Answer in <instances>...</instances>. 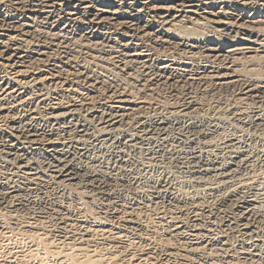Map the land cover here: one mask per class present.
<instances>
[{"label":"bare ground","instance_id":"obj_1","mask_svg":"<svg viewBox=\"0 0 264 264\" xmlns=\"http://www.w3.org/2000/svg\"><path fill=\"white\" fill-rule=\"evenodd\" d=\"M66 28L117 78L256 103L95 97L46 55L103 56ZM0 264H264V0H0Z\"/></svg>","mask_w":264,"mask_h":264},{"label":"rangeland","instance_id":"obj_2","mask_svg":"<svg viewBox=\"0 0 264 264\" xmlns=\"http://www.w3.org/2000/svg\"><path fill=\"white\" fill-rule=\"evenodd\" d=\"M66 30L68 31V32H66V33H69L68 34V36L69 37H75V38H77L78 36V39L80 38V39H82L83 41H85V42H87L88 43V41H89V43L91 42L92 44H93V42H99L100 43V49L102 50V55L103 56H101L99 59L96 57V55L94 56V54L93 53H91V52H88V51H86L85 52V50H73L72 51V49L71 50H63L62 48H59V47H57L58 49H61V50H55L54 48H51V49H46L47 50V53H46V50L45 49H43V50H45V53H46V55H50L51 56V59H54V60H52L50 63H54V64H57V69L58 70H60L61 71V73L63 72V74L65 73V74H67L68 73V75L70 76V78L71 79H73L74 81H76V82H78V83H80L82 86H84L85 85V82H83V80H86L85 78H84V76H89L88 77V79H90V80H92V81H90V83H92V84H94L93 83V81H95L96 80V77H98L99 78V80L98 81H103L102 82V84H99L100 86H98V84L95 86V84H94V86L95 87H97V89H96V92H95V94H94V96L95 97H100V98H102V99H106V100H110V96H111V92H110V90H109V84H111V83H113V84H115L116 82L118 83V81H119V85H125V87H129L128 89H129V93H131V91L133 92V93H131V94H133L132 96L129 94L127 97H134V99H138V98H141L142 96L144 97V96H146L145 97V99H147V97H148V99H151V100H148L147 99V101L149 102V101H151V102H153V103H156V102H159V104L161 103V104H163V103H166L167 101H169L170 102V100H171V102L169 103V104H173V106H175V107H178L179 106V104H181V106H182V104H185L186 103V97H188V96H191V98L195 101V104H198L199 105V107L200 106H202L203 108H202V111L201 112H204L203 114L201 113V115L202 116H213V115H218V113H215V111H217V105H232L233 104V106L234 105H238V104H240L241 106H244V105H253L254 103H256V101L255 100H252V98H245V97H239V95L237 94V92L236 91H232V90H224V89H219V88H217V87H211V88H209V89H203L202 87H200V86H198L197 84H194V83H190V82H188V83H177V84H175L176 86H177V88H176V86L175 85H173L171 82L170 83H162L161 81H160V83L158 84V83H156V81H153V80H151V82H147V83H145V85H149L148 87H150V86H153V88L151 87V88H147V87H143V86H138L137 85V83L139 84V82H137V81H135L134 82V80H133V78L132 77H129V75H130V73H133V72H130V67H132V66H129V69H127V71H128V73H127V71L124 73V72H122L121 73V75H123V76H121V77H116L115 75H112V74H114V71L116 70L117 71V66H116V63H114V61L113 60H111L110 59V62H109V57H111L113 54V56H116V54L113 52L114 50L113 49H115V51H116V48H117V50L118 49H120V45H118L117 43H115L114 44V42H105L104 40H101V39H96V40H93L92 38H90V37H87V36H84V34H82L81 33V30L80 29H78V31H73V32H71L72 30H70V29H67L66 28ZM65 30V31H66ZM79 30H80V32H79ZM64 31V32H65ZM70 31V32H69ZM77 34V36H76V34ZM83 38H82V37ZM86 37L88 38V39H86ZM91 39L93 40V41H91ZM107 43V44H106ZM103 44H105V46L103 45ZM111 44V45H110ZM114 46H113V45ZM118 45V46H117ZM173 47H172V46ZM101 46L102 47H104V49H102L101 48ZM158 46V45H157ZM156 45H155V47H157ZM171 46V47H170ZM112 47H114L113 49H112ZM170 47V48H169ZM56 48V47H55ZM126 48V47H125ZM158 48V47H157ZM174 48V49H173ZM176 49V50H175ZM178 49V50H177ZM50 50V51H49ZM51 50H53V51H51ZM107 50V51H106ZM128 49L126 48L124 51H123V53H125V51H127ZM158 50H160V51H162V54H165L166 56H169V54H170V58H172V60L173 61H175V62H182V61H184L185 59H187L188 57H192V61H193V64H195V65H197V67H199L200 66V64H202V63H204V58H202L200 55H199V57L198 58H196V56H198V55H191V51H187L188 49H181L180 48V46H178V45H174V44H170L168 47H161V46H159V48H158ZM164 50H166L165 52H164ZM170 50V51H169ZM174 50V51H173ZM181 52H180V51ZM65 51V52H64ZM73 53H72V52ZM84 51V52H83ZM110 51V52H109ZM169 53H168V52ZM177 51H178V53H177ZM184 51V52H183ZM70 52V53H69ZM108 52V53H107ZM170 52H172V53H170ZM189 52V53H188ZM49 53V54H48ZM59 53V54H58ZM64 53H65V55H64ZM67 53V54H66ZM86 53V54H85ZM89 53V54H88ZM174 53V54H173ZM70 54V55H69ZM73 54V55H72ZM84 54V55H83ZM91 54H93V55H91ZM105 54V55H104ZM111 54V55H110ZM168 54V55H167ZM178 54H180V55H178ZM186 54V55H185ZM56 57H55V56ZM57 55H59L58 57H57ZM61 55H63V56H61ZM87 55V56H86ZM172 55H174V58H173V56ZM177 57H176V56ZM182 55V56H181ZM44 56V55H43ZM42 56V60L44 59H46V58H44ZM67 56V57H66ZM71 56V57H70ZM73 56V57H72ZM84 57V58H81V57ZM106 56V57H105ZM112 56V57H113ZM53 57H55V58H53ZM61 57V58H60ZM69 57V58H68ZM76 57V58H75ZM78 57V58H77ZM92 57H94V58H92ZM102 57H105V59H102L101 60V58ZM67 58H68V60H67ZM87 58V61L85 60ZM108 58V59H107ZM179 58L181 59V61L179 60ZM185 58V59H184ZM202 58V59H201ZM64 59H66L65 61H64ZM70 59V60H69ZM73 59V60H72ZM85 61H84V60ZM95 59V60H94ZM62 60V61H61ZM75 60V61H74ZM83 60V61H82ZM90 60H91V62H90ZM92 60L93 61H96V62H94L93 64H91L92 63ZM98 60V61H97ZM105 60V61H104ZM107 60V61H106ZM177 60V61H176ZM197 60L199 61L200 60V63L199 62H197ZM71 61V62H70ZM89 61V62H88ZM38 62H40V65H43V64H45L43 61H38ZM83 62V63H82ZM88 62V63H87ZM100 62H101V64H100ZM109 62V63H108ZM114 63V65H112L113 63ZM191 62V61H190ZM73 63V64H72ZM78 65H77V64ZM84 63H86V64H84ZM95 63H96V65H95ZM100 65H99V64ZM108 63V64H107ZM111 63V64H110ZM199 63V64H198ZM58 64H59V66H58ZM80 64V65H79ZM89 64V65H88ZM105 64V66L107 67H103L102 68V65H104ZM63 67H62V66ZM81 65H83V66H81ZM90 66V67H88V66ZM95 65V66H94ZM76 66V67H75ZM96 66H98V68H95ZM101 68H100V67ZM111 66V67H110ZM136 67H137V65H135ZM59 67V68H58ZM61 67L63 68V69H61ZM74 67V68H73ZM86 67H88L87 69H86ZM136 67L134 68V69H136ZM67 68H68V70H67ZM79 68V69H78ZM85 68V69H84ZM110 68V69H109ZM65 69V70H64ZM77 69V70H76ZM103 69V70H102ZM114 71H113V70ZM67 70V71H66ZM71 70V71H70ZM79 70H80V72H79ZM104 70H106V72L104 71ZM66 71V72H65ZM82 71V72H81ZM83 71H84V73H85V75L84 76H82V77H80V75H78V73L79 74H81V73H83ZM87 71L89 72V73H87ZM109 71H113V72H109ZM115 71V72H116ZM73 72V73H72ZM78 72V73H77ZM93 72V73H92ZM76 73V74H75ZM92 73V74H91ZM111 73V74H110ZM117 73V72H116ZM94 74V75H93ZM96 75V76H95ZM128 75V76H127ZM73 76V77H72ZM94 76V77H93ZM112 76V77H111ZM124 76H126V77H124ZM76 77H78V78H76ZM111 77V78H110ZM116 79H115V78ZM124 77V78H123ZM74 78H76V79H74ZM84 78V79H83ZM113 78V80H111ZM122 78V80H120ZM135 78V77H134ZM80 79V80H79ZM95 79V80H94ZM103 79V80H102ZM105 79H107L106 81H105ZM119 79V80H118ZM124 79V80H123ZM128 79H130V80H128ZM144 79H145V77H143V82H144ZM117 80V81H116ZM126 80V81H125ZM80 81V82H79ZM82 81V82H81ZM96 82V81H95ZM111 82V83H110ZM127 82H129V83H127ZM131 82H132V84H131ZM123 83V84H122ZM127 83V84H126ZM133 83H135V84H133ZM108 84V85H107ZM131 84V85H130ZM155 84H157V85H155ZM162 86H161V85ZM170 84V85H169ZM186 84V85H185ZM192 84V85H191ZM194 84V85H193ZM129 85V86H128ZM133 85V86H132ZM181 85V86H180ZM104 88H103V87ZM132 86V87H131ZM157 86H159V87H157ZM172 88H171V87ZM180 86V87H179ZM123 87V86H122ZM141 87V88H140ZM165 87V88H164ZM167 87V88H166ZM169 87L171 88V89H169ZM185 87V88H184ZM138 88H140V89H138ZM145 88V89H144ZM155 88H157V91L155 90ZM164 88V89H163ZM136 89V90H135ZM138 89V90H137ZM142 89V90H141ZM151 89V90H150ZM160 89V90H159ZM163 89V90H162ZM167 89V90H166ZM169 89V90H168ZM177 89V90H176ZM107 90V91H106ZM155 91H156V94H155ZM179 91V92H178ZM139 92V95L137 94ZM146 92V93H145ZM154 92V93H153ZM174 92V93H173ZM184 92V93H183ZM188 92V93H187ZM148 93V94H147ZM151 93H152V95H151ZM157 93H160V94H158L157 95ZM172 93V94H171ZM182 93H183V95H182ZM190 93V94H189ZM110 94V95H109ZM171 94V95H170ZM175 94H177L176 96H175ZM138 95V96H137ZM148 95V96H147ZM151 95V96H150ZM156 96V99H155V97L153 98V96ZM160 95V96H159ZM162 95V96H161ZM181 95V96H180ZM188 95V96H187ZM107 96V97H106ZM151 98H150V97ZM158 96H159V98H158ZM136 97H138V98H136ZM142 97V98H143ZM177 98V100H176V98ZM185 98V99H183V98ZM153 98V99H152ZM175 100H174V99ZM180 98V99H179ZM160 99H162V101L160 100ZM169 99V100H168ZM159 100V101H158ZM182 100H185V102L184 101H182ZM155 101V102H154ZM164 101V102H163ZM166 101V102H165ZM174 101V102H173ZM176 101V102H175ZM178 101H182L181 103L179 102V104H177V102ZM163 102V103H162ZM176 103V104H175ZM171 106V105H170ZM197 106V105H196ZM180 107V106H179ZM215 110H214V109ZM208 110H210V111H208ZM214 111V113H213V111ZM206 111V112H205ZM207 112H209V113H207ZM235 241L236 240H234V241H232V244H235Z\"/></svg>","mask_w":264,"mask_h":264}]
</instances>
